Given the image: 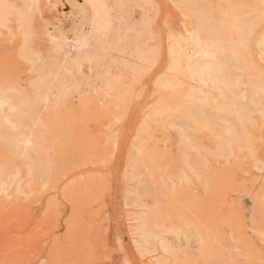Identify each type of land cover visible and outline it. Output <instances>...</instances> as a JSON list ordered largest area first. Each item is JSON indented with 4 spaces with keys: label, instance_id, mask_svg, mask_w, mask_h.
Instances as JSON below:
<instances>
[{
    "label": "rangeland",
    "instance_id": "rangeland-1",
    "mask_svg": "<svg viewBox=\"0 0 264 264\" xmlns=\"http://www.w3.org/2000/svg\"><path fill=\"white\" fill-rule=\"evenodd\" d=\"M0 264H264V0H0Z\"/></svg>",
    "mask_w": 264,
    "mask_h": 264
},
{
    "label": "bare ground",
    "instance_id": "bare-ground-1",
    "mask_svg": "<svg viewBox=\"0 0 264 264\" xmlns=\"http://www.w3.org/2000/svg\"><path fill=\"white\" fill-rule=\"evenodd\" d=\"M84 34H85V33H84ZM80 36H81V35H80ZM78 38H79V37H78ZM83 38H84V37H83ZM83 38H82V39H83ZM77 40H78V39H77ZM84 40H85V39H84ZM77 43H80V41H77ZM206 44H208V43H206ZM73 45H74V44H73ZM68 46H69V45H68ZM74 46H75V45H74ZM205 46H206V45H205ZM212 67H213V66H212ZM211 70L214 71L215 69H211ZM213 73H215V71H214ZM215 74H216V73H215ZM218 78H219V77H218ZM216 81H218V80L216 79Z\"/></svg>",
    "mask_w": 264,
    "mask_h": 264
}]
</instances>
